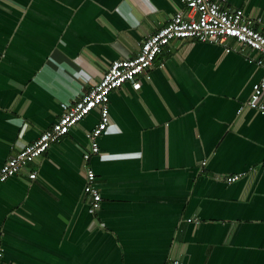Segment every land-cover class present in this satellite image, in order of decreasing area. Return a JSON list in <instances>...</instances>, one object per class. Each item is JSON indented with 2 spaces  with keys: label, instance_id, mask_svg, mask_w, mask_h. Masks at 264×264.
<instances>
[{
  "label": "crops",
  "instance_id": "1",
  "mask_svg": "<svg viewBox=\"0 0 264 264\" xmlns=\"http://www.w3.org/2000/svg\"><path fill=\"white\" fill-rule=\"evenodd\" d=\"M225 4L264 18V0ZM184 8L182 0H0V167L53 126L62 103L114 60L136 56ZM227 44L231 52L173 40L150 79L111 93L100 154L84 159L86 133L100 120L94 110L1 184L3 263L264 264V114L246 106L264 67L260 52ZM87 165L103 197L96 214Z\"/></svg>",
  "mask_w": 264,
  "mask_h": 264
},
{
  "label": "built area",
  "instance_id": "2",
  "mask_svg": "<svg viewBox=\"0 0 264 264\" xmlns=\"http://www.w3.org/2000/svg\"><path fill=\"white\" fill-rule=\"evenodd\" d=\"M182 2L185 8L176 12L166 25L143 40L136 56L114 60L99 80L92 81L86 89L79 91V96L73 102L62 103L64 113L53 126L44 130L37 140L24 145L16 155L0 167V185L19 174L28 164L42 157L94 110L99 111L100 120L86 133L89 149L86 150L84 159L88 162L93 155L100 154L99 138L112 126L111 93L126 83L135 84L141 75L150 79L149 70L175 39H193L220 44L226 46L227 52H231L234 48L227 42L232 38L239 44L237 51L260 52L261 57L257 59V64L264 67L263 17H250L243 8L226 6L225 0H182ZM263 95L264 76L254 85L253 93L246 106L264 114ZM239 112H242V108ZM256 169V167L253 168V170ZM85 172V194L89 199V211L91 214H96L101 208L103 197L97 185L95 170L87 165ZM37 175L38 173L33 171L30 173V178L36 179ZM240 177V174L228 176L227 182L232 183ZM189 221L193 220L189 219ZM3 256L4 251L0 249V264H4ZM179 263L178 260L173 262V264Z\"/></svg>",
  "mask_w": 264,
  "mask_h": 264
}]
</instances>
